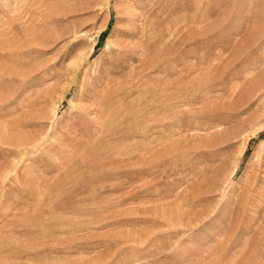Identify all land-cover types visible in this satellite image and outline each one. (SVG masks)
<instances>
[{
  "label": "rangeland",
  "instance_id": "1",
  "mask_svg": "<svg viewBox=\"0 0 264 264\" xmlns=\"http://www.w3.org/2000/svg\"><path fill=\"white\" fill-rule=\"evenodd\" d=\"M260 142L264 0H0V264H264Z\"/></svg>",
  "mask_w": 264,
  "mask_h": 264
},
{
  "label": "bare ground",
  "instance_id": "2",
  "mask_svg": "<svg viewBox=\"0 0 264 264\" xmlns=\"http://www.w3.org/2000/svg\"><path fill=\"white\" fill-rule=\"evenodd\" d=\"M142 26V25H141ZM141 36V35H140ZM153 43V42H152ZM172 43V42H171ZM93 49V45L90 47V51ZM263 52V51H262ZM107 83V82H106ZM140 85V84H139ZM138 90V89H137ZM153 90V89H152ZM109 92H107L108 94ZM104 100V99H103ZM111 100V99H110ZM105 101V100H104ZM123 102V101H122ZM110 104V103H109ZM55 110V109H54ZM157 111V110H156ZM254 131L252 130V132L250 134H245L244 136H242L241 138V142H240V146H239V149H238V158L242 155L245 147H246V144H247V141L248 139L254 135ZM264 149V143L263 142H260V144L258 145V148H257V151H256V154L257 155H260L261 154V151ZM255 154V155H256ZM260 157V156H259ZM237 158V159H238ZM237 160L234 162L233 166H232V169H231V175L235 172L236 168H237ZM234 196V195H233ZM245 197V195L243 196ZM247 201V200H246ZM253 206H255L254 204H252ZM244 208L241 210L240 207H236V210H235V213L237 214L239 211H244L245 208H247V205H244ZM245 212V211H244ZM243 212V213H244ZM242 216V215H241Z\"/></svg>",
  "mask_w": 264,
  "mask_h": 264
}]
</instances>
